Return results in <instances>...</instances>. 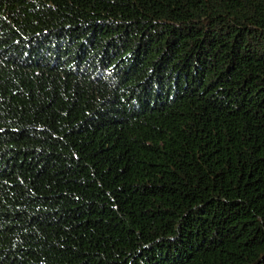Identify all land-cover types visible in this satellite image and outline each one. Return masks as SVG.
<instances>
[{"label":"trees","instance_id":"obj_1","mask_svg":"<svg viewBox=\"0 0 264 264\" xmlns=\"http://www.w3.org/2000/svg\"><path fill=\"white\" fill-rule=\"evenodd\" d=\"M0 264H264V0H0Z\"/></svg>","mask_w":264,"mask_h":264}]
</instances>
